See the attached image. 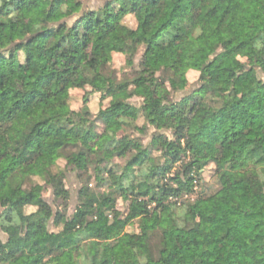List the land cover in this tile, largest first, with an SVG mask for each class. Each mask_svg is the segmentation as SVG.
I'll return each mask as SVG.
<instances>
[{
	"label": "trees",
	"instance_id": "obj_1",
	"mask_svg": "<svg viewBox=\"0 0 264 264\" xmlns=\"http://www.w3.org/2000/svg\"><path fill=\"white\" fill-rule=\"evenodd\" d=\"M193 67L196 86L177 97ZM67 87L84 91L80 109ZM16 119L30 131L11 149L0 141V264H264V192L231 164L264 144V0H0V130ZM137 131L167 141L171 164L153 178L179 164V187L126 188L102 167ZM208 166L215 190L196 196ZM67 171L79 184L71 213Z\"/></svg>",
	"mask_w": 264,
	"mask_h": 264
},
{
	"label": "clouds",
	"instance_id": "obj_2",
	"mask_svg": "<svg viewBox=\"0 0 264 264\" xmlns=\"http://www.w3.org/2000/svg\"><path fill=\"white\" fill-rule=\"evenodd\" d=\"M75 18V17H73ZM71 22H69L70 26ZM53 41L52 43H54ZM7 46V45H5ZM47 119L46 116L42 117ZM94 119V117H93ZM19 119L13 120L8 125V131L4 132L0 130V141H6L9 148L14 146V142L19 138L20 135H24L30 129H25L21 132L17 127ZM51 123V121H49ZM131 121H125V124H129ZM175 125H173V128ZM87 131V125L84 126ZM173 129H170V131ZM124 130L121 128L119 130V135H123ZM119 135L116 139H119ZM136 137H142L137 140ZM113 139V135L109 134L105 136L101 144L107 146V141ZM174 139V137H170ZM131 141V143H129ZM98 144L97 147H100ZM167 148V141L164 143H153V138L149 133L137 131L132 136H128L127 140L120 143L114 144L110 149L109 154L105 155V165L102 167H115L113 171L115 176L119 178L121 173H123L127 179L124 180V186L127 188L129 183L134 182L135 184H160L165 187L175 189L179 187L174 181L171 180V176L175 175L178 171H182L179 164L172 167L171 172L164 175V178H160L159 174L153 178V173H159L162 166H165L166 161L171 164L169 156L165 155V149ZM3 150V149H0ZM116 152H120L121 155L117 157ZM100 155H104L101 151ZM231 164L235 165L234 171L243 176L247 181H249L252 186L264 192V144L257 147L256 144H249L245 147L242 153L237 159H232ZM225 167H228L226 164ZM107 176V173H105ZM186 177H182L184 179ZM103 241L100 242L101 247L97 250L99 255L97 259H104V249L102 247ZM91 255V254H90ZM88 264H92L91 259H89ZM143 264V262H141Z\"/></svg>",
	"mask_w": 264,
	"mask_h": 264
},
{
	"label": "rangeland",
	"instance_id": "obj_3",
	"mask_svg": "<svg viewBox=\"0 0 264 264\" xmlns=\"http://www.w3.org/2000/svg\"><path fill=\"white\" fill-rule=\"evenodd\" d=\"M86 3V6L88 7H96L102 3V0H84ZM125 22L128 26L134 27L135 26V21L132 18L131 15H127L125 17ZM139 55L136 57V61L139 58ZM235 58L238 61H244L245 57L242 55V53L237 52L234 54ZM111 66L117 71H120L121 69L125 68V56L121 53L118 52H113L112 53V60H111ZM199 77V72L197 67H193L190 69L185 75H183L180 80L177 83L178 87V93L177 97H180L182 94L185 92H188L193 89V87L196 86L197 81ZM66 92L70 94V99H69V105L71 109H80L83 106V99L82 96L84 94V91L81 89H76V88H66ZM99 94L93 95L90 100H88V105L93 113H95L100 105H104L105 102L103 101L102 103L100 102L99 99ZM132 101L137 103L139 101L138 98H133ZM61 110H56L55 113H61ZM150 134V133H149ZM65 162L63 160L58 161V168H64ZM213 167L208 166L206 170L203 172V175H201L200 179L196 181L194 190L195 195L198 196L201 193H206L209 194L215 190L216 185L214 184V177H213V172H212ZM66 179H65V186L69 188L70 190V199L68 200V212L71 213L76 204H77V194L76 190L78 188V180L75 178V174L72 172L66 173ZM94 185V183H92ZM203 190V192H201ZM194 195V196H195ZM44 196L47 198H50L51 196V191L49 189L45 190ZM117 207L120 210H124L125 204L118 199L117 201ZM33 208H27V211H32ZM137 231L136 225H130L129 227L126 228L125 234L130 235L131 233H134ZM4 234L1 233L0 231V238H4Z\"/></svg>",
	"mask_w": 264,
	"mask_h": 264
}]
</instances>
